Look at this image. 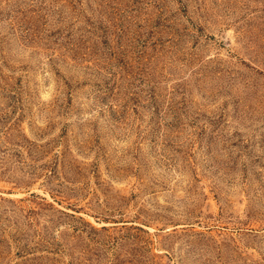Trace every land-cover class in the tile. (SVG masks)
Instances as JSON below:
<instances>
[{"label":"rangeland","instance_id":"374dc122","mask_svg":"<svg viewBox=\"0 0 264 264\" xmlns=\"http://www.w3.org/2000/svg\"><path fill=\"white\" fill-rule=\"evenodd\" d=\"M0 264H264V0H0Z\"/></svg>","mask_w":264,"mask_h":264}]
</instances>
